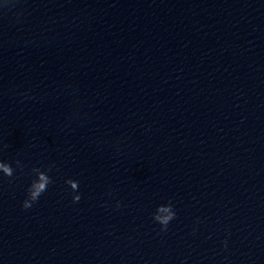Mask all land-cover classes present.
Wrapping results in <instances>:
<instances>
[{"label": "clouds", "instance_id": "9594fccd", "mask_svg": "<svg viewBox=\"0 0 264 264\" xmlns=\"http://www.w3.org/2000/svg\"><path fill=\"white\" fill-rule=\"evenodd\" d=\"M16 165L23 170V165L19 160L16 161ZM0 170L3 171L5 176L13 177L14 170L8 163L0 164ZM48 171H51L50 167ZM32 173L35 174V179L30 183L27 189V198L22 202V207L24 209L31 208L33 203L37 202L39 197L47 190L48 185L52 183V180L46 171H42L40 168H33ZM66 183L71 189L78 188V182L75 180L68 179L66 180ZM79 200V195L73 196V202H78ZM117 207H120L119 202H117ZM160 213H167V215H160ZM175 216L176 213L173 210V205L171 201H169L167 204H162L157 207L156 212L153 214V220L161 225L162 231H166L169 222L173 220Z\"/></svg>", "mask_w": 264, "mask_h": 264}]
</instances>
